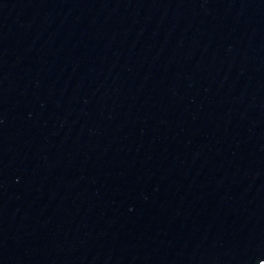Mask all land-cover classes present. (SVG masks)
<instances>
[{"label": "water", "instance_id": "obj_1", "mask_svg": "<svg viewBox=\"0 0 264 264\" xmlns=\"http://www.w3.org/2000/svg\"><path fill=\"white\" fill-rule=\"evenodd\" d=\"M0 264H264V0H0Z\"/></svg>", "mask_w": 264, "mask_h": 264}]
</instances>
